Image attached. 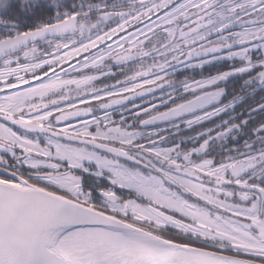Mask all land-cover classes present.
Listing matches in <instances>:
<instances>
[{
    "label": "snow or ice",
    "instance_id": "1",
    "mask_svg": "<svg viewBox=\"0 0 264 264\" xmlns=\"http://www.w3.org/2000/svg\"><path fill=\"white\" fill-rule=\"evenodd\" d=\"M0 264H264V0H0Z\"/></svg>",
    "mask_w": 264,
    "mask_h": 264
}]
</instances>
